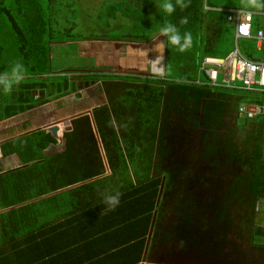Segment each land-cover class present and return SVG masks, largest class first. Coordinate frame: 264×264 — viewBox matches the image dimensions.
Masks as SVG:
<instances>
[{
    "label": "trees",
    "instance_id": "1",
    "mask_svg": "<svg viewBox=\"0 0 264 264\" xmlns=\"http://www.w3.org/2000/svg\"><path fill=\"white\" fill-rule=\"evenodd\" d=\"M162 2H122L138 8V15L126 14L132 31L115 37L76 36L72 25L54 27L50 6L41 2L34 1L33 10L22 0L14 9L0 8L10 21L0 24V73L16 61L26 69L10 94L0 90V120L70 93L80 96L79 89L95 83L106 98L91 115L72 119L62 149L46 150L57 142L46 129L0 144L2 154L14 153L20 164L0 172V264L58 262L62 242L75 229L82 233L74 241L85 243L93 234L113 235L117 256L134 254L132 264H138L163 178L164 203L154 224L157 251L168 243L173 250L176 240L199 256L222 255L231 243L264 263V226L256 221L264 199V117L239 119L237 106L252 98L249 92L193 82L203 56L233 49H220L230 34L215 19L223 14H203V0H190L188 8L166 16ZM207 2L245 8L241 0ZM184 16L189 22L180 25ZM165 20L182 35L192 33L190 50L180 53L164 37L154 39ZM89 39L154 40L164 48V73L74 67L78 41ZM249 40L239 46L252 57ZM63 62L68 66L58 69ZM115 190L122 193L120 204L105 212L102 194Z\"/></svg>",
    "mask_w": 264,
    "mask_h": 264
},
{
    "label": "crops",
    "instance_id": "2",
    "mask_svg": "<svg viewBox=\"0 0 264 264\" xmlns=\"http://www.w3.org/2000/svg\"><path fill=\"white\" fill-rule=\"evenodd\" d=\"M17 1L18 0H0V8L2 9V8L7 7L9 9H14L17 6L16 5ZM22 1L27 3L28 8L30 10H33L34 1L41 2L42 7L45 9H47L48 5H49L50 9L52 10V17H54V15H55L57 18H59L61 16V14H60L62 12L61 10H63V7H60L59 5L55 4L56 0H22ZM64 1H66V0H64ZM69 1H72V0H69ZM78 1H81V0H78ZM88 1H90V0H86L84 3H88ZM128 1L130 3H132V0H125V2H128ZM205 5L209 6L208 10L205 9ZM224 7L226 8V6H222V5L221 6H211L208 4L207 0H203V14H206L209 11H216L217 12L218 8H224ZM214 8H217V9H214ZM227 8H242V7H230L229 6ZM243 9H246V8H243ZM248 10H251V9H248ZM221 13L223 14V17H222L223 19H221L219 16L217 18L215 17V19H220L221 22L219 25L226 27L225 31L227 30L226 31L227 33H230V34L232 33V37H233V30H231V29H233V25L226 22L225 13L224 12H221ZM120 15H122V14H119L118 16H120ZM6 17H7V15L5 13L2 15V13L0 12V24H5L6 22L10 23V21L6 20ZM124 23H123V25H124ZM260 23H261V21L258 20V18H255V23L253 24L254 25L253 28L255 29V27L260 25ZM109 27H112V26H108V28ZM100 29H102L103 31H106V28H104V27L103 28L101 27ZM100 29H99V31H100ZM99 33L100 32H98L97 34L98 35L108 34L107 32L100 33V34ZM123 35L124 34L122 33V34L117 35V36H123ZM232 39H233L232 48H234V37ZM253 40H251V41L249 40L246 43V45H248L247 48L253 53L252 57L254 59L264 58V43L261 46V48H259L257 46V44L255 43V41L252 45ZM81 41H88V43H87L88 48L85 47L84 44H81L79 47H78L79 44L77 45V48H76L77 51L75 53V56L77 58V62L74 64V67L77 66L78 68H86L89 65H92V66L93 65H100V66L102 65V66H104L105 64H107L108 69L115 70L113 67H108V64L109 65L114 64V66L118 67L117 65H126L127 66V64H133L134 62L137 63L138 61L139 62L141 61L140 70L146 69V72H154L155 74L164 73V59L162 61V63H163L162 66L158 65V62L155 61L157 59L158 55H160L159 51L162 50L163 47L160 45V43H158L154 40H151L149 42H132V41H125V40L104 41V40H90L89 39V40H79L78 42L80 43ZM213 50H215V49H213ZM91 56H93L94 58H92ZM212 56H216V55H212ZM222 56H219V57H222ZM163 57H164V50H163ZM95 58H98L99 62H93V60ZM139 58L141 60H139ZM117 69H119V68H117ZM140 70H139V72H144V71H140ZM206 80H207L206 76L202 72L198 71V74H197V76L193 82L199 81V83H201V84L208 85ZM88 87H85V88H88ZM103 95H104V93H103ZM260 97L261 96L259 95L258 98H260ZM104 99L106 102L105 95H104ZM98 105H100V104H95L92 107H89L86 109L83 108V109L77 110V112L72 113V114L67 112L65 118L72 116V115H75V114H78V112H82V111L87 110V109H93L94 107H96ZM20 113H22V112H20ZM17 114H19V113H17ZM237 114H238V117H240L241 114L238 113V110H237ZM15 115L16 114L11 115V116L6 117V118H3L2 120H0V122L6 121V120L8 121L9 119H11ZM62 119H64V118H62ZM71 123H72V121H71ZM47 124H49V123H47ZM6 125H8V124H6ZM61 125L62 124L59 123L60 130L58 131L61 146L57 147L56 149H62L64 147V143L62 141L63 133L65 131H69L72 129V127L69 130H65V128H64V130L61 132V130L63 129V126H61ZM5 127L9 128L10 126H5ZM35 128H37V127H35ZM40 129H42V128H40ZM30 130H32V129H30ZM7 131H8V129H7ZM26 131H28V130H26ZM18 132L12 131L10 134L2 137L0 140H3L2 142H4V141L12 138V136L15 137V136H17V135H19L25 131H21L19 133ZM19 165L20 164L18 162L17 156L14 153L10 154V155H3L1 152V149H0V172L9 170L11 168H16ZM164 184H165V178L162 179L160 186H159V194H158L157 199H156V208L153 211V216H155V219H156L157 211H158L160 204L164 203L163 202V200H164V193H163ZM161 190H162V193H161ZM263 206H264V199L261 201L259 200V202L257 204V212ZM153 216H152V218H153ZM154 224H155V220H154ZM260 225H263V224H260ZM149 229H148V233L146 235V241H145V246H146L147 239H150L149 243H148V249L146 252V256L144 258V251H145V247H144V250L140 256L138 264H264L261 262L260 259H256L255 257H254V259H252V258L248 257L247 255L245 256V254L241 253L240 249L237 248L238 245L231 244V243L227 246V249L225 250V252L224 251L222 252V255H209L208 256V252H207V254H202L199 256L198 254L195 253L196 251H193L190 247L187 251H184L179 246V241H176V240H174L173 244H172V245H174L173 250L168 249L169 245H170V243H168L167 245L162 246V247H164L162 249V251H159V250L157 251L156 250L157 248L153 247V244H154L153 243L154 225H153L151 235H150ZM81 233H82L81 230H76V229L71 230L70 234H68L66 236L65 241L62 242L63 246L61 247V252H62L61 258L59 259L58 262H55V263L53 262V264H122V263L126 262L127 259H130V261L126 264H132L133 263L132 258H133L134 254H129L128 257L125 256V254H121V255L117 256V250L119 248H117L115 245H113V243H114V240L112 238V237H114L113 235L108 234V233L107 234L104 233V235L101 239H96L99 236L93 234L94 239L91 238V242H88V243H85L83 241H74L75 237L76 238L79 237V235ZM262 240L264 241V237L262 238ZM101 258H103V260H101Z\"/></svg>",
    "mask_w": 264,
    "mask_h": 264
},
{
    "label": "rangeland",
    "instance_id": "3",
    "mask_svg": "<svg viewBox=\"0 0 264 264\" xmlns=\"http://www.w3.org/2000/svg\"><path fill=\"white\" fill-rule=\"evenodd\" d=\"M85 1L86 0H56L55 4L63 7V10H61L62 12L60 13L61 16L59 18L54 15L56 21L54 27H58L61 29L63 28V26L72 25L71 33L76 36L96 35L98 32H107V35L117 36L122 33H126L127 31H132V21L129 18L125 17L128 16L126 14H131L133 16L138 15V13L136 12L138 8H133L132 4L122 3L125 2V0H90L88 1V3H84ZM119 8L123 11V13H125L124 16H118L119 14H122V11ZM6 23L8 24V22ZM108 26L112 27L108 28ZM101 27L106 28V31L100 29ZM62 36H65V34H62L61 37ZM232 38L233 37H231V34L226 35L223 43L220 45V49L228 47L229 45L233 46ZM87 43L88 41H81L80 43H78V47L81 44H84V46L88 48ZM59 50L61 51L60 47ZM66 51H71V49H67ZM91 57L94 58L93 56ZM139 60L141 59L139 58ZM93 62H99V59L95 58ZM67 63L68 62H63V64H60V67L59 65L54 64L53 67H59L58 69H62L61 67L66 68L68 66ZM140 63L141 61H138L137 63L134 62L133 64H127V66L117 65L118 67L114 66V64H108V67H113L120 73H136L140 70ZM104 66H107V64H105ZM140 71H144L143 73H145L146 69ZM78 93L80 94L79 97L74 93H70L49 100L44 104L35 106L22 113L16 114L8 121L6 120L0 122V139L5 135L10 134L12 131L21 132L33 129L35 127H40L50 122H58L62 120V118L66 117L67 112L72 114L77 112V110L83 108L86 109L92 107L95 104H102L105 102L104 95L99 83L92 84L88 88H81L78 90ZM244 118L245 117L242 115H240L239 117L241 121H243ZM60 124H62L61 126L64 125L63 122H60ZM5 126L10 127L6 128ZM262 208L256 213V221L264 225V206Z\"/></svg>",
    "mask_w": 264,
    "mask_h": 264
},
{
    "label": "built area",
    "instance_id": "4",
    "mask_svg": "<svg viewBox=\"0 0 264 264\" xmlns=\"http://www.w3.org/2000/svg\"><path fill=\"white\" fill-rule=\"evenodd\" d=\"M208 8L209 6L205 5V9ZM218 11L224 12L226 22L233 25L234 48L222 57L203 56L199 64V72L206 76L208 85L249 92L252 98L239 103L238 113L248 119L264 117V58L249 57L239 46L241 39H254L261 48L264 43V12L255 13L254 10L225 7L218 8ZM249 12H253L250 19ZM255 18L261 23L254 29ZM244 24L249 25L247 35L241 27ZM262 156L264 157V150Z\"/></svg>",
    "mask_w": 264,
    "mask_h": 264
},
{
    "label": "clouds",
    "instance_id": "5",
    "mask_svg": "<svg viewBox=\"0 0 264 264\" xmlns=\"http://www.w3.org/2000/svg\"><path fill=\"white\" fill-rule=\"evenodd\" d=\"M241 3L246 9L254 10L255 13L264 12V0H241ZM189 5H190V0H175V3H173L172 0H163V2L160 5V8L162 9V11L165 13L166 16H170L176 11L177 7H179L180 10L183 11L184 9L188 8ZM252 14L253 12L248 13L249 19L251 18ZM188 22H189L188 17L184 16L180 18L179 24L186 25ZM241 27L244 31V34L247 35V30L249 25L244 24ZM161 36L167 40V44L176 48L180 53L187 52L188 50L191 49L193 45L192 33L185 32L182 35L180 33L179 28L175 24L169 22L168 20H165L163 26L158 29L154 39L156 41H160L159 38ZM163 50L164 48L159 51L160 55H158L157 59L155 60L156 62H158V65L160 66L163 65L162 63L164 59ZM25 74H26V69L23 63H21L20 61L14 62L8 71L0 73V90H2L5 94H10L14 87L19 86L25 80ZM158 74L163 75V73H158ZM113 123H115L114 118H113ZM58 139L57 141H60V137H58ZM102 195H103V203L107 206L105 212L114 211L119 206L120 198L122 196V193L119 190H115L112 193H105ZM183 245L184 242L180 241L179 246L183 247Z\"/></svg>",
    "mask_w": 264,
    "mask_h": 264
},
{
    "label": "water",
    "instance_id": "6",
    "mask_svg": "<svg viewBox=\"0 0 264 264\" xmlns=\"http://www.w3.org/2000/svg\"><path fill=\"white\" fill-rule=\"evenodd\" d=\"M82 113H87V114L91 115V113H92V109L84 110V111H82V112H80V113H78V114H75V115L69 116V117H67V118H64V119L58 121V122H51V123H49V124L42 125V126H40V127L34 128V129H32V130H28V131L22 132L21 134L15 136V137H18V136H20V135H23V134L29 133V132H31V131H33V130H37V129L42 128V129H47L48 131H50L51 134H52L55 138L58 139V137H59V135H58L59 132H58V131L60 130L59 123H60V122H63V123L65 124V130H69V129H71V127H72V123H71L72 119L75 118L77 115L82 114ZM15 137L12 136V138H10V139H13V138H15ZM58 140H59V139H58ZM2 141H3V140H0V144L2 143ZM59 146H61V142H60V141H57L56 143H52V144H50L46 150L55 149V148H57V147H59ZM161 193H162V190H161ZM154 220H155V216H153V218H152V220H151V225H150V229H149L150 235H151V233H152V229H153V225H154ZM149 240H150V239H147V243H146V246H145L144 258H145V256H146V252H147V249H148V243H149Z\"/></svg>",
    "mask_w": 264,
    "mask_h": 264
}]
</instances>
